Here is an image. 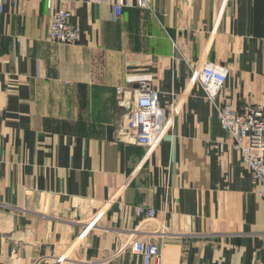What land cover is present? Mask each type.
Listing matches in <instances>:
<instances>
[{"label": "crops", "instance_id": "1", "mask_svg": "<svg viewBox=\"0 0 264 264\" xmlns=\"http://www.w3.org/2000/svg\"><path fill=\"white\" fill-rule=\"evenodd\" d=\"M2 2L0 264H144L115 254L155 223L162 264H264L259 186L190 83L195 66H224L219 105L264 111V0H131L118 18L115 0ZM57 10L79 26L76 44L49 39ZM142 83L172 119L155 149L118 133L117 89L133 99Z\"/></svg>", "mask_w": 264, "mask_h": 264}, {"label": "built area", "instance_id": "2", "mask_svg": "<svg viewBox=\"0 0 264 264\" xmlns=\"http://www.w3.org/2000/svg\"><path fill=\"white\" fill-rule=\"evenodd\" d=\"M108 0H87L88 4H100ZM131 0H115L114 15L120 17L123 9ZM138 8L150 9V0H132ZM191 1V0H184ZM15 6L18 0H14ZM3 2L0 0V14L3 13ZM72 14L66 10H57L52 13L49 25V39L59 45H73L80 41L81 30L72 21ZM229 76V70L221 65L206 64L202 67L192 68L190 83L200 86L206 98L212 103L218 113L222 127L231 135L233 149L241 154L242 161L249 171L252 179L259 186V195L264 199V111L248 104L238 111L232 105L221 106L218 99ZM120 103L125 108L118 133L121 139L128 144L139 147L155 149L161 144L172 123L166 113L159 106V92L149 84L142 83L129 98L123 88L117 89ZM218 103V104H217ZM173 109L172 113L175 114ZM221 152L224 145L220 146ZM112 203V202H110ZM139 215L148 220L156 219V211L141 206ZM105 212L99 213L93 222L88 225L79 236L83 239L87 232L94 228ZM155 226L151 235L135 236L125 239L115 256L128 252L139 257L144 264H162V251L155 242V236L166 233L165 226ZM72 260L60 257L55 264H71Z\"/></svg>", "mask_w": 264, "mask_h": 264}]
</instances>
